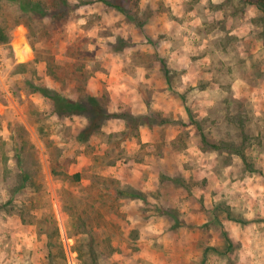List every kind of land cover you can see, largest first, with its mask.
<instances>
[{
    "label": "rangeland",
    "instance_id": "1",
    "mask_svg": "<svg viewBox=\"0 0 264 264\" xmlns=\"http://www.w3.org/2000/svg\"><path fill=\"white\" fill-rule=\"evenodd\" d=\"M22 1L0 0V264H264L263 11ZM31 83L114 115L79 141Z\"/></svg>",
    "mask_w": 264,
    "mask_h": 264
},
{
    "label": "trees",
    "instance_id": "2",
    "mask_svg": "<svg viewBox=\"0 0 264 264\" xmlns=\"http://www.w3.org/2000/svg\"><path fill=\"white\" fill-rule=\"evenodd\" d=\"M59 0H52L51 2V10L50 13L54 18H60L64 16L65 9H62L59 2ZM66 1V0H65ZM109 6L115 7L120 11L125 12L126 16L129 18H133L131 14L127 13V11L120 5V2L117 0L114 1H108V0H102ZM61 2V1H60ZM246 3L255 4L259 9H261L264 13V0H244ZM23 8L28 9L33 12H41L46 9V7H43L41 5V1L37 0H27L22 1L20 3ZM47 10V9H46ZM8 41V35L5 32L4 28L0 24V43H4ZM163 69L165 72V75L167 79L170 80V70L167 67L166 63L162 61ZM33 85V89L35 91L40 92L43 96L50 99L52 101V104L54 106V111L59 116H72V115H85L87 119L86 126L79 132L78 134V140L85 142L90 137H92L94 134H96L98 131L101 130L102 125L105 120H107L109 117H112L114 114L110 113L107 106L102 102V100L93 95V94H87L84 95L81 99H72L64 96L56 89L50 88L45 85L35 84L31 83ZM116 116H119L116 114ZM203 140L205 142L207 138L205 135H203ZM208 144V143H207ZM213 148H219L220 146L216 143L211 144ZM229 148H232L233 151L241 154L243 158H246L245 154L242 153L239 149L235 148L232 143H230ZM79 176V175H77ZM132 196L137 197L138 194L131 193Z\"/></svg>",
    "mask_w": 264,
    "mask_h": 264
}]
</instances>
